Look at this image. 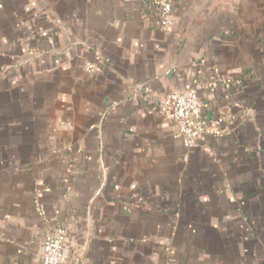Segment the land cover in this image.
Instances as JSON below:
<instances>
[{
	"label": "crops",
	"instance_id": "0c3cea01",
	"mask_svg": "<svg viewBox=\"0 0 264 264\" xmlns=\"http://www.w3.org/2000/svg\"><path fill=\"white\" fill-rule=\"evenodd\" d=\"M206 4L0 0V264H264V0Z\"/></svg>",
	"mask_w": 264,
	"mask_h": 264
},
{
	"label": "built area",
	"instance_id": "2783aa9c",
	"mask_svg": "<svg viewBox=\"0 0 264 264\" xmlns=\"http://www.w3.org/2000/svg\"><path fill=\"white\" fill-rule=\"evenodd\" d=\"M175 0H157L159 9L160 26L170 29L173 25L172 8ZM94 64H87L85 71H95ZM151 91L144 87L143 95L149 96ZM170 119L177 125L178 134L187 149L194 148L198 141L207 133V128L202 121L200 102L195 89L184 85L177 93L175 99L167 104ZM36 211L43 215V206L36 203ZM68 242L67 228L64 225L54 228L42 242L41 264H61L63 250Z\"/></svg>",
	"mask_w": 264,
	"mask_h": 264
},
{
	"label": "water",
	"instance_id": "95a60500",
	"mask_svg": "<svg viewBox=\"0 0 264 264\" xmlns=\"http://www.w3.org/2000/svg\"><path fill=\"white\" fill-rule=\"evenodd\" d=\"M213 0H207V4L205 5V8L208 6V4L209 3H211ZM206 10V9H205ZM204 11V9L203 10H201L199 13L201 14L202 12Z\"/></svg>",
	"mask_w": 264,
	"mask_h": 264
}]
</instances>
